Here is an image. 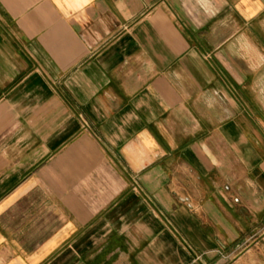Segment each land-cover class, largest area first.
Instances as JSON below:
<instances>
[{
	"label": "crops",
	"instance_id": "obj_1",
	"mask_svg": "<svg viewBox=\"0 0 264 264\" xmlns=\"http://www.w3.org/2000/svg\"><path fill=\"white\" fill-rule=\"evenodd\" d=\"M0 264H264V0H0Z\"/></svg>",
	"mask_w": 264,
	"mask_h": 264
}]
</instances>
